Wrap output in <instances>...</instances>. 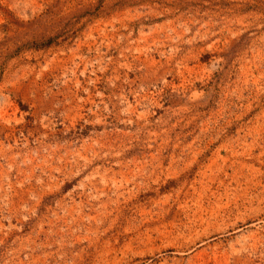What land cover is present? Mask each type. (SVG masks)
<instances>
[{
	"label": "rangeland",
	"instance_id": "rangeland-1",
	"mask_svg": "<svg viewBox=\"0 0 264 264\" xmlns=\"http://www.w3.org/2000/svg\"><path fill=\"white\" fill-rule=\"evenodd\" d=\"M0 264H264V0H0Z\"/></svg>",
	"mask_w": 264,
	"mask_h": 264
}]
</instances>
